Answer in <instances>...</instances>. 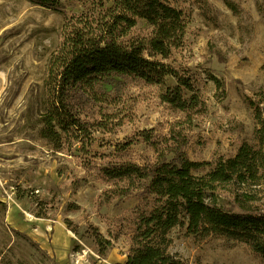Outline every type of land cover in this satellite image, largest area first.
Listing matches in <instances>:
<instances>
[{
    "label": "rangeland",
    "instance_id": "374dc122",
    "mask_svg": "<svg viewBox=\"0 0 264 264\" xmlns=\"http://www.w3.org/2000/svg\"><path fill=\"white\" fill-rule=\"evenodd\" d=\"M97 2L60 0L54 9L0 0V264L125 261L138 199L113 196L99 168L117 157L136 162L152 157L143 143L122 144L142 129L166 132L185 118L161 99L165 87L177 83L168 74L162 85L125 81L105 87L103 121L92 129L88 154L56 151L38 135L43 79L64 14L91 12ZM174 6L186 15V33L163 61L190 77L204 105L187 125L188 157L212 162L233 156L243 141L264 151L255 132L264 124V0H176ZM137 26L145 29L146 23ZM260 188L263 197L264 184ZM95 229L107 238L115 233L104 253L95 243ZM169 236L168 251L187 264H264L243 242L200 239L185 225Z\"/></svg>",
    "mask_w": 264,
    "mask_h": 264
},
{
    "label": "trees",
    "instance_id": "16d2710c",
    "mask_svg": "<svg viewBox=\"0 0 264 264\" xmlns=\"http://www.w3.org/2000/svg\"><path fill=\"white\" fill-rule=\"evenodd\" d=\"M28 1L54 9L60 4ZM175 2L98 0L91 12L64 14L60 40L43 79L38 135L56 151L88 154L92 129L103 121L105 87L125 81L162 85L166 75H173L176 85L166 86L160 96L185 118L170 124L166 132L142 129L122 144L143 143L152 149V157L143 162L117 157L99 168L113 196L138 199L131 211L126 259L118 264H187L168 251L169 233L179 225L200 239L243 242L264 259V195L257 194L264 184L263 149L243 141L233 156L212 162L187 155L190 116L201 114L204 105L190 77L163 61L182 45L186 33V15ZM141 20L145 29L137 26ZM183 89L189 91L187 96ZM255 132L263 144L264 124ZM206 165L204 173H193ZM108 235L94 231L100 253L115 237L113 232Z\"/></svg>",
    "mask_w": 264,
    "mask_h": 264
}]
</instances>
